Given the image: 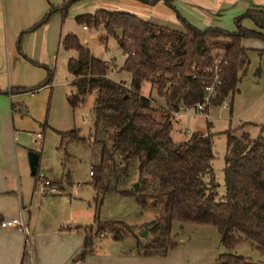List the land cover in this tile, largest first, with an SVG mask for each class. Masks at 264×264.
I'll list each match as a JSON object with an SVG mask.
<instances>
[{
	"label": "trees",
	"instance_id": "obj_1",
	"mask_svg": "<svg viewBox=\"0 0 264 264\" xmlns=\"http://www.w3.org/2000/svg\"><path fill=\"white\" fill-rule=\"evenodd\" d=\"M75 1L51 6L30 30L48 21L54 10L64 16ZM164 2L174 8L169 0ZM175 13L181 30L151 23L130 11L104 7L74 17L85 28H101L104 39L113 38L123 57L118 70L129 73L127 85L109 79L107 61L92 56L74 33L59 38L62 49L75 52L66 60L71 76L66 102L75 107L87 94L94 96L88 134V182L95 192L91 202L118 194L133 198L140 209L159 207V216L141 226L145 237L132 233L129 250L137 256H165L174 249L178 242L170 227L176 221L212 225L225 249L246 240L264 259V120L254 139L246 132L238 136H233L232 130L224 132V192L220 198L211 175V134L193 131L182 141L170 137L173 113L180 108L203 103L207 111L226 97L231 103L246 69L247 49L240 40L264 39V10L247 8L239 13L232 20L233 31L199 29ZM244 20L252 27L244 26ZM218 42L225 44L222 53L211 54V45ZM215 72L220 82L205 98L203 86L212 82ZM144 81L156 85L164 106H151L140 94ZM49 82L46 78L33 87H17L14 91L36 92ZM58 133L62 138L85 140L78 128ZM32 175L36 182L37 167ZM92 236L84 234L79 259L92 250ZM110 238L120 240L121 236L112 231ZM230 257V263L248 264L241 256Z\"/></svg>",
	"mask_w": 264,
	"mask_h": 264
},
{
	"label": "rangeland",
	"instance_id": "obj_2",
	"mask_svg": "<svg viewBox=\"0 0 264 264\" xmlns=\"http://www.w3.org/2000/svg\"><path fill=\"white\" fill-rule=\"evenodd\" d=\"M69 7L70 5L64 16L59 10H54L51 13L53 15L56 12L55 15L59 17L56 18L62 35L67 32L74 33L87 46L92 56L107 61L109 65L107 77L109 79L124 81V84L127 85L129 73L118 70L122 58L113 38L104 39L101 28L86 29L77 24L74 17L81 11L76 13ZM59 13H61L62 19ZM80 26L86 30H81ZM196 27L203 28L202 26ZM223 27L227 30L231 29L230 25L223 24ZM84 39H87V42ZM246 39L250 43H243V46L247 48L246 69L236 84V91L231 103L230 99L226 97L221 104L208 108L206 114L189 108L187 110L180 108L177 111V116L173 113L171 120L170 137L173 141L185 140L193 131L211 134L213 154L211 175L216 183V195L219 198L224 192L222 175L225 153L224 132L232 130L233 136L246 132L251 139H254L259 134V126L264 120V39ZM224 46V43H214L210 47L211 54L223 51ZM73 56H75V52L72 50H64L60 45L57 49L54 44L47 63L35 64L40 70V78L38 77L40 80L37 83L50 78V85L40 87L34 93L28 91L22 93L28 94L26 96L29 102L42 98L44 104L40 110V120L33 121L32 118L28 120L33 129L29 130L30 136L36 131H38V136L33 135L31 144L28 141L26 147L23 148L24 171L19 170V175L22 184L26 180L28 185L32 186L35 177L30 174L27 153H35L38 156L37 172L42 171L43 177L49 180V184L45 186L44 190L47 191L49 187L53 189L51 193H61L60 197L62 198L75 197V200L72 201L75 203L72 205L76 209L75 216L78 219L76 223L86 224L83 227L84 231L94 235L92 236L94 253L99 256V259L100 257L103 259L105 257L102 256L110 255L118 248L123 249L122 251L125 253L126 249L133 245L132 233L138 238L145 237L146 233L144 236L142 233L145 230L141 229V226L159 216V207L148 205L140 209L133 198L122 197L118 194L104 196L101 200L97 197V205L91 202L95 192L88 182L91 160L88 134L92 124L91 108L94 96L92 93L87 94L84 101L75 107H70L66 102V95L71 90L69 85L71 76L66 70V60ZM155 88V84L144 81L140 87V94L149 99L151 106H164V102L156 94ZM21 114H25L24 107ZM71 128H78L79 135L84 136L85 140L78 141L69 137H60L58 132ZM19 141L21 140L19 139ZM15 179L19 180L18 177ZM36 184H38V180H36ZM48 209L52 214L54 213L50 207ZM170 230L178 245L169 254L174 252L172 256L180 264H235L230 263L232 261L230 255L241 256L248 264L264 262L259 252L246 240L239 241L231 249H225L220 244L219 233L212 225L173 221ZM112 231L118 232L121 239H111L110 232ZM96 258L92 259V264H96L98 260Z\"/></svg>",
	"mask_w": 264,
	"mask_h": 264
},
{
	"label": "crops",
	"instance_id": "obj_3",
	"mask_svg": "<svg viewBox=\"0 0 264 264\" xmlns=\"http://www.w3.org/2000/svg\"><path fill=\"white\" fill-rule=\"evenodd\" d=\"M63 1L0 0V219L15 217L21 210L27 229L25 234L15 227H0V264H92L95 257L98 259L96 264H180L172 256L174 252L165 256H137L128 248L125 253L123 249H115L99 259L93 243L92 250L79 259L86 224L76 223V209L72 205L75 197L62 198L58 192L43 193L34 180L32 186L26 180L23 184L20 181L19 170L24 171L23 148L28 141L31 144L33 135H38L36 131L30 136L29 130L33 129L28 120H40L44 99L29 102L28 94L15 92L14 88L35 86L40 80V70L35 64L47 63L54 44L58 49L62 31L56 12L47 22L33 30L30 28L49 6H57ZM169 5L174 8L164 0H78L69 9L76 13L91 12L89 10L94 7L126 10L151 23L181 30L176 10L194 27L227 30L223 27L226 24L231 26L227 31L234 30L233 18L245 9L264 10V0H169ZM59 15L61 18V13ZM242 24L252 27L247 20ZM80 29L85 31L87 28L80 26ZM247 41L242 38L240 44L243 46ZM23 107L25 114H21ZM48 207L54 210L53 214Z\"/></svg>",
	"mask_w": 264,
	"mask_h": 264
},
{
	"label": "built area",
	"instance_id": "obj_4",
	"mask_svg": "<svg viewBox=\"0 0 264 264\" xmlns=\"http://www.w3.org/2000/svg\"><path fill=\"white\" fill-rule=\"evenodd\" d=\"M214 61H218V60L214 59ZM219 82H220L219 78L215 72V74L212 76V82L210 84L203 86V89L206 92L205 98H207L210 94L213 93V89H214L213 86L215 84H219ZM184 109L187 110L188 108H184ZM189 109H192V110L197 111V112H202L204 114H206V112H207V111H204V104L203 103L195 104L193 107H189ZM174 114H176V116H177V111L174 112ZM37 177H39L37 179L38 184H36L37 188L43 193H51L53 190L52 188L48 187L47 191L44 190L45 186L49 184V180L45 179L41 172H37ZM0 227L1 228L15 227L17 230L23 231V232H25V234L27 233L26 222L22 216L21 210H19L18 215L15 217L1 218L0 219Z\"/></svg>",
	"mask_w": 264,
	"mask_h": 264
},
{
	"label": "water",
	"instance_id": "obj_5",
	"mask_svg": "<svg viewBox=\"0 0 264 264\" xmlns=\"http://www.w3.org/2000/svg\"><path fill=\"white\" fill-rule=\"evenodd\" d=\"M37 159H38V156L35 153H33V152L27 153V164H28L30 174H34V172H35V169L37 166ZM142 233L144 236L145 232H142Z\"/></svg>",
	"mask_w": 264,
	"mask_h": 264
}]
</instances>
